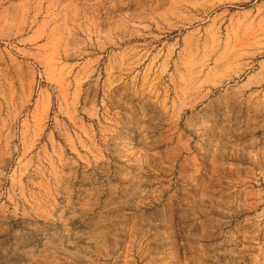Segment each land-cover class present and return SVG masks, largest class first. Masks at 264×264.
Here are the masks:
<instances>
[{
    "label": "crops",
    "instance_id": "0c3cea01",
    "mask_svg": "<svg viewBox=\"0 0 264 264\" xmlns=\"http://www.w3.org/2000/svg\"><path fill=\"white\" fill-rule=\"evenodd\" d=\"M247 2L169 0L147 18L105 17L111 108L98 125L64 108L68 165L87 193L84 251L78 256L60 226L42 221L32 237L39 264H264V6L226 8ZM77 36L66 63L42 60L57 81L72 76L78 88L98 71L87 28ZM45 38L42 57L54 44ZM144 64L161 81L120 80ZM129 200L149 205L124 210ZM28 233L0 227L9 262L25 252Z\"/></svg>",
    "mask_w": 264,
    "mask_h": 264
},
{
    "label": "rangeland",
    "instance_id": "374dc122",
    "mask_svg": "<svg viewBox=\"0 0 264 264\" xmlns=\"http://www.w3.org/2000/svg\"><path fill=\"white\" fill-rule=\"evenodd\" d=\"M248 1L226 8L243 11L255 5L264 6V0ZM168 2L0 0V227L12 226L29 232L25 252L22 255L14 252L10 262L5 245H0V264H39L32 237L35 227L42 221L60 226L62 236L77 250V255L83 253L87 193L84 185L75 183L68 165L73 163V155L65 141L68 120L64 108L75 110L81 118L99 124L101 115L111 108L107 99L115 97V89H111L115 78L103 70L99 32L105 17L123 12L135 18H147L154 11H163ZM223 6L226 5L220 8ZM85 28L90 34V55L96 61L94 70L98 72L86 81L85 87V81L76 83L77 88L72 76L66 75L57 81L42 59L52 64L66 63L71 38L74 34H79L80 38ZM40 30L44 31V37L25 41L28 35L34 36ZM49 35L54 44L47 56L42 57L39 48L47 42L45 37ZM76 59L83 60V57ZM146 65L128 69L120 80L135 81L140 85L161 81L158 74L146 69ZM74 92L78 93L71 104ZM146 92L140 91L141 104L145 103L143 94ZM39 105H43L42 109ZM42 114L46 116L42 117ZM127 193H132L131 189ZM137 204L144 211L149 205L146 201L136 203L129 200L121 206L124 210H131ZM52 210H60V214L46 216V212ZM98 223L92 226L97 228ZM96 228H93V234L98 231ZM57 264L84 263L77 259Z\"/></svg>",
    "mask_w": 264,
    "mask_h": 264
}]
</instances>
